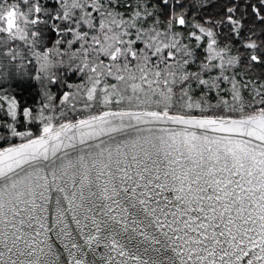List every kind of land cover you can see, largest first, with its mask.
Segmentation results:
<instances>
[{"label":"snow or ice","instance_id":"obj_1","mask_svg":"<svg viewBox=\"0 0 264 264\" xmlns=\"http://www.w3.org/2000/svg\"><path fill=\"white\" fill-rule=\"evenodd\" d=\"M0 264H264V0H0Z\"/></svg>","mask_w":264,"mask_h":264},{"label":"trees","instance_id":"obj_2","mask_svg":"<svg viewBox=\"0 0 264 264\" xmlns=\"http://www.w3.org/2000/svg\"><path fill=\"white\" fill-rule=\"evenodd\" d=\"M17 85V92L22 100L32 103L34 98L38 99L37 89L34 85L29 86L28 83L24 82H17Z\"/></svg>","mask_w":264,"mask_h":264}]
</instances>
